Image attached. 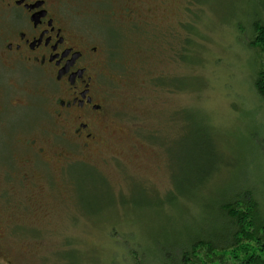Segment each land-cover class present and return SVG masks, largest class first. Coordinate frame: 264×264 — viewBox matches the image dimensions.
I'll use <instances>...</instances> for the list:
<instances>
[{"label": "rangeland", "instance_id": "rangeland-1", "mask_svg": "<svg viewBox=\"0 0 264 264\" xmlns=\"http://www.w3.org/2000/svg\"><path fill=\"white\" fill-rule=\"evenodd\" d=\"M67 1L87 15L81 23L108 55L111 115L101 141L72 154L67 169L51 160L35 184L3 196L2 264L123 260L126 240L144 239L143 228L148 234L160 224L158 200L172 196L181 180L190 184L197 164L211 169L207 158H197L196 143L232 162L224 175L217 162L220 181L228 178L232 191L251 184L263 201L264 97L254 84L260 55L247 41L253 20L264 18V0H142L132 3L145 13L141 33L122 14L126 0ZM27 113L36 120V111L22 108L5 119L17 123ZM49 123L50 138L59 139L60 128ZM172 211V223L188 222L183 204Z\"/></svg>", "mask_w": 264, "mask_h": 264}, {"label": "flooded vegetation", "instance_id": "flooded-vegetation-1", "mask_svg": "<svg viewBox=\"0 0 264 264\" xmlns=\"http://www.w3.org/2000/svg\"><path fill=\"white\" fill-rule=\"evenodd\" d=\"M126 2L122 14L141 33L145 13L132 3L142 0ZM71 7L67 0H0V131L5 130L7 151L4 162L0 151V201L15 185L35 184L51 160L67 169L72 154L92 149L103 137L111 115L103 71L109 59L81 23L87 15ZM177 22L169 24L170 31ZM18 108L36 111V120L27 113L25 120L8 122L5 117ZM46 122L60 128L59 139L50 138ZM6 228L0 227V264Z\"/></svg>", "mask_w": 264, "mask_h": 264}, {"label": "trees", "instance_id": "trees-1", "mask_svg": "<svg viewBox=\"0 0 264 264\" xmlns=\"http://www.w3.org/2000/svg\"><path fill=\"white\" fill-rule=\"evenodd\" d=\"M261 9L264 11V7ZM252 30V37L247 42L260 55L254 84L256 91L264 97L262 16L253 20ZM196 144L200 150L197 158L205 161L207 158L211 169L203 171L197 164L190 184L181 180L172 196L160 198L158 201L163 207L160 224H155L157 226L148 234L149 229L141 228L146 231V234L142 230L139 233L144 239L126 240L129 243H123V260L117 262L114 259L113 264H264V200L257 196V189L251 184L232 191L228 178L220 181L221 175L216 177L217 162L221 167L224 164L219 173L222 175L232 162L217 158L214 146L209 149L205 144ZM178 204L184 206L187 223L180 219L172 223L174 217L169 216V212ZM187 208L192 213H188ZM166 220L172 225L163 224ZM150 252L154 253L155 262L149 259Z\"/></svg>", "mask_w": 264, "mask_h": 264}]
</instances>
